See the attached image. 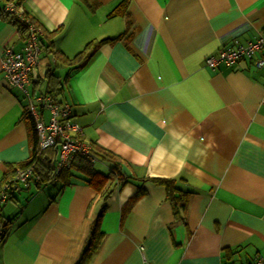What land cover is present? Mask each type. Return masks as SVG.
<instances>
[{"label": "crops", "instance_id": "obj_1", "mask_svg": "<svg viewBox=\"0 0 264 264\" xmlns=\"http://www.w3.org/2000/svg\"><path fill=\"white\" fill-rule=\"evenodd\" d=\"M21 4L47 35L27 86L31 97L48 93V72L57 75L54 99L69 104L81 137L118 159L127 180H105L98 193L70 166L63 178L31 182L0 209L9 224L0 264H75L102 203L104 236L88 264L264 258V67L253 62L264 47L230 66L205 65L234 41L264 38V0ZM24 38L0 16V63L6 47L22 51ZM89 42L92 52L76 66L50 52L70 58ZM25 102L0 69V184L31 154ZM41 115L48 119L47 110ZM112 164L96 156L92 167L106 175ZM153 178L172 179L188 192L179 216Z\"/></svg>", "mask_w": 264, "mask_h": 264}, {"label": "built area", "instance_id": "obj_2", "mask_svg": "<svg viewBox=\"0 0 264 264\" xmlns=\"http://www.w3.org/2000/svg\"><path fill=\"white\" fill-rule=\"evenodd\" d=\"M0 13H8L19 19L26 28L22 51H13L6 47L0 63L10 85L19 88L25 98V115L32 120L36 137V156L51 147L56 148L53 162V175H59L63 168H68L77 156L87 161H95L91 145L81 137V128L71 117V108L67 103H59L48 93L39 92L31 97L27 86L37 65L42 50L40 37L42 29L33 24L23 12L22 4L15 0L0 2ZM264 47V38L257 37L253 41L242 44L234 41L230 47H222L216 53L205 58V65L215 69L219 65L230 66L240 59H251ZM258 67H264V56L253 59ZM48 111V119L42 118L41 111ZM33 165L16 168L7 179L0 184V209L19 191L27 189L34 178ZM53 178V179H54ZM9 224L0 218V242L3 240ZM248 264H264L262 256H255Z\"/></svg>", "mask_w": 264, "mask_h": 264}, {"label": "trees", "instance_id": "obj_3", "mask_svg": "<svg viewBox=\"0 0 264 264\" xmlns=\"http://www.w3.org/2000/svg\"><path fill=\"white\" fill-rule=\"evenodd\" d=\"M15 1L22 3V0H15ZM119 5L122 6L123 4L120 3ZM117 11H118V6H117ZM23 12L25 16L28 17L29 20L33 24L41 27L43 31L40 37V42H41L42 37L47 36L46 30L37 21H35L24 8H23ZM114 14H116V8L109 13V16H112ZM0 16L8 19L17 28L19 33L23 37H25L26 28L23 22H21L19 19H17L16 17H13L12 15L8 13H0ZM107 40L109 39H103V40L97 41L94 44H98L100 42L107 41ZM110 40H113V39H110ZM51 45H52V42L49 41L46 48L48 49L49 47H51ZM92 45H93L92 42L87 43L81 51H79L76 55L70 58L62 54L60 51H53L52 49H50L51 50L50 52H52L53 56L55 57V61L59 60L60 62L66 63L67 65L76 66L79 62H81L83 59H85L87 56L90 55L93 49ZM47 82H48L47 92L51 94L52 96H54L55 94L54 90L56 89L53 87V85L56 83L59 86H61L60 81L57 78V75L51 72H48ZM36 149H37L36 137L34 133L30 157L24 162L19 163L16 168L24 167L29 164H32L33 172L35 175V177L32 178V182H34L37 187H40L41 185L48 183L54 178L53 162L56 156V148L55 147L48 148L44 150L39 156H36ZM91 152L95 157L97 156L103 160L105 159L112 160L113 164L108 174L106 175L99 174L92 167V162L87 161L84 158L79 157V156L75 157L79 159L70 166H74L78 171H81L87 174L90 177L89 183L96 189L98 193H100L101 190H102L101 192L103 193L102 185L105 180L106 181L109 179L116 180V182L120 185L123 184L127 180V176L122 171L121 162L118 161V159H116L112 154H110L108 151H105L104 149L100 147L96 148L94 146L93 148H91ZM69 167L63 168L59 172V175L55 176L54 179L63 178L69 171ZM16 168L11 167L10 173L13 172ZM8 177L9 175L6 174L2 180L7 179ZM153 181L164 186L165 191H166V198L171 204L174 215L179 216V212L183 211L186 208L188 192L178 190L175 186V182L172 179L153 178ZM104 210H105V204L102 203L95 219L91 223L88 236L85 240L83 248L75 264H88L93 254L96 252L97 248L100 246L101 241L104 236V233L100 227V221L103 216Z\"/></svg>", "mask_w": 264, "mask_h": 264}]
</instances>
